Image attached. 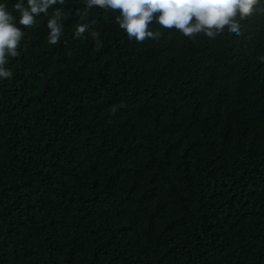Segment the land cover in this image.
Listing matches in <instances>:
<instances>
[{
    "label": "trees",
    "instance_id": "16d2710c",
    "mask_svg": "<svg viewBox=\"0 0 264 264\" xmlns=\"http://www.w3.org/2000/svg\"><path fill=\"white\" fill-rule=\"evenodd\" d=\"M17 2L0 0L25 33L0 79V264H264V13L137 43L85 0L31 28Z\"/></svg>",
    "mask_w": 264,
    "mask_h": 264
},
{
    "label": "clouds",
    "instance_id": "9594fccd",
    "mask_svg": "<svg viewBox=\"0 0 264 264\" xmlns=\"http://www.w3.org/2000/svg\"><path fill=\"white\" fill-rule=\"evenodd\" d=\"M261 0H85V7H98L119 12L115 18L120 29L124 30L130 41L142 43L147 39L158 40L159 32L150 30L155 22L165 30H176L183 36L195 40L200 34L215 39L227 29L229 34L239 36L242 24L237 21L249 20L256 12L264 13ZM64 0H18L14 9L19 13V25L31 28L35 17L47 14L53 5L63 4ZM79 14V13H78ZM63 13L55 9L53 18L47 21L48 43H59L63 26L58 23ZM16 17L0 3V79L12 77L6 68L8 58L19 56V47L25 33L17 27ZM88 30V25L77 26L74 36L79 38ZM97 41V48L102 44L97 38L99 33H91ZM264 63V56L258 57Z\"/></svg>",
    "mask_w": 264,
    "mask_h": 264
}]
</instances>
